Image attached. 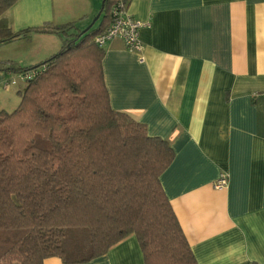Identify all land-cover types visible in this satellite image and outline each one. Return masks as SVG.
Segmentation results:
<instances>
[{
	"label": "crops",
	"instance_id": "1",
	"mask_svg": "<svg viewBox=\"0 0 264 264\" xmlns=\"http://www.w3.org/2000/svg\"><path fill=\"white\" fill-rule=\"evenodd\" d=\"M101 2L17 0L0 16V28H85ZM126 9L147 24L139 30L140 51L120 38L102 46L111 107L173 149L159 179L197 264H264V0H128ZM63 39L44 33L0 44L11 52L0 59L32 65ZM26 84L0 71V111L17 107ZM221 174L227 183L217 189ZM43 264L144 261L129 234L88 262L49 257Z\"/></svg>",
	"mask_w": 264,
	"mask_h": 264
},
{
	"label": "trees",
	"instance_id": "2",
	"mask_svg": "<svg viewBox=\"0 0 264 264\" xmlns=\"http://www.w3.org/2000/svg\"><path fill=\"white\" fill-rule=\"evenodd\" d=\"M16 1L0 0V16ZM117 1L102 0L96 27L0 28V44L64 37L35 64L0 59V71L18 75L44 67L17 107L0 111V264L85 263L129 234L144 264H197L159 179L173 149L110 105L94 39Z\"/></svg>",
	"mask_w": 264,
	"mask_h": 264
},
{
	"label": "built area",
	"instance_id": "3",
	"mask_svg": "<svg viewBox=\"0 0 264 264\" xmlns=\"http://www.w3.org/2000/svg\"><path fill=\"white\" fill-rule=\"evenodd\" d=\"M127 3L120 0L115 3L111 9L112 23L110 26L100 35H98L94 41L95 43L102 47L107 41L113 38H120L125 47L130 51H140L142 48V43L139 38V30L141 27L145 26L144 22L134 19L131 15L127 13ZM44 67L30 70L28 72L19 74L24 81H29L35 75L40 73ZM227 183V177L221 174L219 178L215 181L214 187L220 189L224 187Z\"/></svg>",
	"mask_w": 264,
	"mask_h": 264
},
{
	"label": "rangeland",
	"instance_id": "4",
	"mask_svg": "<svg viewBox=\"0 0 264 264\" xmlns=\"http://www.w3.org/2000/svg\"><path fill=\"white\" fill-rule=\"evenodd\" d=\"M97 26V25H96ZM95 26V27H96ZM4 49H5V46H2V48H0V53H2V54H6V55H9V54H11V52L9 51V52H7V50H5L4 51ZM14 51V50H13ZM4 52H7V53H4ZM83 242V241H82ZM82 246H84L85 247V243H83V244H81Z\"/></svg>",
	"mask_w": 264,
	"mask_h": 264
}]
</instances>
